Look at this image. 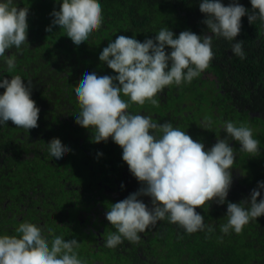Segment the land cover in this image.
Instances as JSON below:
<instances>
[{
	"label": "clouds",
	"instance_id": "clouds-1",
	"mask_svg": "<svg viewBox=\"0 0 264 264\" xmlns=\"http://www.w3.org/2000/svg\"><path fill=\"white\" fill-rule=\"evenodd\" d=\"M250 4L251 13L239 0H231L227 6L222 0H201L199 4L207 29L232 42L231 51L240 59L246 58L243 41H237L242 17L247 16L250 24L257 20L264 23V0H250ZM28 15L29 8L18 7L17 0H0V63L9 72L16 67V57L6 53L29 46ZM50 15L52 22L46 31L61 29L77 49L88 44L103 24L97 0H62L59 10ZM213 57L209 35L201 38L182 31L176 36L168 27L143 42L119 35L99 55L115 75L89 73L75 93L81 110L75 123L94 133L92 142L106 143L110 138L118 145L122 160L141 185L138 192L112 204L106 212V220L116 229L107 237L106 247L115 248L124 240L138 243L141 233L166 218L187 234L211 232L212 227L196 211L209 202L210 206L227 203V222L220 228L226 235L240 234L251 221L264 216V181L258 182L248 200L227 202L236 160L229 140L236 141L242 152H259L260 141L249 126L225 122L226 138L205 150L202 143L171 123L159 124L151 116L128 111L132 103L158 105V94L173 85L190 84L210 66ZM0 89H4L0 94V127L11 121L18 129H36L40 109L31 98V81L25 84L19 75L10 80L0 75ZM203 123L205 127L211 124L208 120ZM47 148L50 160L56 163L71 152L58 140ZM141 196L151 198V208ZM47 236L31 224H22L17 235H0V264H84L76 251L80 247L76 239L66 241L51 231Z\"/></svg>",
	"mask_w": 264,
	"mask_h": 264
},
{
	"label": "trees",
	"instance_id": "trees-1",
	"mask_svg": "<svg viewBox=\"0 0 264 264\" xmlns=\"http://www.w3.org/2000/svg\"><path fill=\"white\" fill-rule=\"evenodd\" d=\"M102 7L103 24L93 33L88 44L77 49L64 32L51 26V13L60 8L62 0H17L18 7H28V45L22 46L20 52L15 49L6 55H15L16 67L9 72L0 63V75L11 79L16 75L31 81L32 95L36 106L40 109L41 119L48 121V126L56 134L54 125H64L68 129L74 127L76 116L80 113L75 93L89 73L98 76H114L115 73L99 60L103 48L117 36L135 37L143 42L153 38L161 28L168 27L178 36L182 31H191L201 38L212 36V51L214 57L210 66L204 71L212 75L214 82L224 83L225 95L223 102L232 101L234 94L239 95L242 105L261 102L264 108V23L259 20L250 24L247 16L241 19V31L237 41H243L245 59L235 56L232 42L218 38L211 33L204 23L205 15L199 10L201 0H97ZM231 0H222L227 6ZM249 13L252 12L250 0H239ZM170 52V49H166ZM201 76L199 78H201ZM4 89H0L2 94ZM150 103H145L148 107ZM241 105V106H242ZM130 106H132L130 104ZM72 121V122H69ZM63 122V123H61ZM73 123V124H71ZM11 121L5 127H0V235H17V229L22 224H31L44 230L45 235L51 231L53 236L63 237L66 241L76 239L80 247L76 250L78 256L86 253L80 231L69 227L54 211L52 204H30L33 200L30 192L35 185L41 183L36 178L39 167V155H34V170L30 174L29 167L32 157L27 151L20 152L19 141L15 138L19 131ZM77 127H80L77 125ZM21 134V131H20ZM201 132L193 131V140L197 141ZM22 135V134H21ZM70 135V131L66 133ZM62 136V134H61ZM75 136H79L76 134ZM68 139V138H67ZM259 152L248 154L236 149L234 167L236 184L231 188L227 202L240 203L248 200L258 182L264 181V129L258 135ZM66 146L70 142L62 140ZM66 143V144H65ZM73 148V146H72ZM27 156V159H23ZM71 159L65 162V167L71 172L83 173V158L87 156L77 146ZM83 161V162H82ZM98 166L92 163L91 167ZM85 167H89L87 164ZM18 173L12 175V169ZM44 168L51 169L48 163ZM233 171L231 170V173ZM43 178V177H40ZM15 191H13V187ZM262 197L263 194H261ZM247 207V205H244ZM40 209H44L40 212ZM201 215V209H196ZM227 203L216 211H207L206 221L213 231L197 232L182 237L183 242L170 246L160 264H254L253 259H259L264 264V216L251 221L244 227L242 233L224 234L220 228L227 222ZM51 240L52 236H47ZM262 254V257L258 256ZM263 260V261H262Z\"/></svg>",
	"mask_w": 264,
	"mask_h": 264
},
{
	"label": "flooded vegetation",
	"instance_id": "flooded-vegetation-1",
	"mask_svg": "<svg viewBox=\"0 0 264 264\" xmlns=\"http://www.w3.org/2000/svg\"><path fill=\"white\" fill-rule=\"evenodd\" d=\"M214 81V77L207 74L195 78L190 84H182L179 87L173 85L158 94V105L150 103L148 104L150 106L144 107L147 105L138 106L132 103L128 111L133 115L151 116L159 124L171 123L190 135L192 139L193 131L199 130L201 134L197 141L204 145L205 150L210 149L218 139L226 138L222 128L225 122H233L237 126L242 124L249 126L253 130L254 138L257 139L264 129L263 104L261 102L257 105L250 104L248 101L242 105L243 99L237 94H234L232 101L227 104L223 102L224 83ZM43 118L42 116L40 122V114L38 127L33 130L14 127L15 131H19V135L15 138L19 139L17 145L21 147L20 152L25 150L32 157L30 174L34 170V155L37 154L40 158L34 179L39 178L36 181L41 183L36 184L35 189L30 192L33 198L30 204H52L54 211L64 223L80 231L83 246L87 248L86 253L79 256L84 264H160L165 251L171 249L172 245L182 243V237H187V234L181 231L182 228L170 223L167 218L159 221L154 228L141 233L138 243L124 240L115 248L105 246L107 237L116 232L106 220V212L112 204L124 200L141 188L140 183L131 175L128 166L122 160V149L110 138L106 143L92 142L94 133L77 127L76 123L71 129L62 124H53L57 129L55 134L48 126V121ZM205 120L211 122L210 126H204ZM68 131H70L69 136L66 135ZM76 134H79L78 138ZM57 140L62 144V140H66V143L70 142L71 146L63 144L71 149L68 155L72 154L76 146L87 154L83 158L82 174L71 172L70 168L65 167V162L71 159L67 155L59 163L50 160L47 144ZM229 144L234 150L241 147L231 139ZM27 158V156L23 157V159ZM46 163L51 169L44 168ZM92 163H97L98 166L91 167ZM87 164L89 167H85ZM231 170L233 187L238 176L235 173L239 168L233 166ZM17 173L13 168L12 175L16 177ZM262 194L264 196V192ZM247 196L250 197V194L245 197ZM139 198L149 208L152 207L150 197ZM236 203H240V200ZM210 204L211 202L203 208H198L202 211L201 215L205 223H207L208 210L216 211L225 205L213 203L210 206ZM43 210L40 209V212ZM258 256L262 257V254ZM262 258L264 260V257ZM259 262V259H253L254 264Z\"/></svg>",
	"mask_w": 264,
	"mask_h": 264
}]
</instances>
